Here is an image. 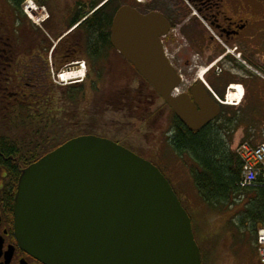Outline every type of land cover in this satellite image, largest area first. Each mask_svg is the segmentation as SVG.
Listing matches in <instances>:
<instances>
[{"label": "water", "instance_id": "water-1", "mask_svg": "<svg viewBox=\"0 0 264 264\" xmlns=\"http://www.w3.org/2000/svg\"><path fill=\"white\" fill-rule=\"evenodd\" d=\"M162 20L123 7L112 48L189 132L218 115L202 88L173 97L181 79L161 45ZM18 245L41 264H202L192 223L168 181L116 143L72 139L21 171L13 201Z\"/></svg>", "mask_w": 264, "mask_h": 264}, {"label": "flooded vegetation", "instance_id": "flooded-vegetation-1", "mask_svg": "<svg viewBox=\"0 0 264 264\" xmlns=\"http://www.w3.org/2000/svg\"><path fill=\"white\" fill-rule=\"evenodd\" d=\"M123 7L141 16L154 14L161 18L166 33L161 45L181 79L178 95L191 98L192 89L197 87L209 98H213L211 92L220 99L228 94L237 99L235 95L242 93L235 105H218V115L203 128H229L233 135L241 130L254 144L264 142V135L254 133L257 126L264 129V0H71L64 18L57 24L54 12L50 11L51 16L43 24L46 32L40 33V43L35 49L26 46L22 59L11 43L2 40L0 84L20 83L24 89L6 94L21 96L28 106L35 104L34 98L52 99L56 105L59 94L79 88L82 97L92 94L95 83L92 74L100 69L95 62V46L92 41L86 42V38L95 31L97 35L108 36L109 41L113 18ZM79 17L81 20L75 23ZM88 20L90 25L85 26ZM61 30L64 31L56 38L55 33ZM6 31L9 32L8 25L0 22V32ZM54 37L56 44L52 42ZM104 50L118 55L110 41ZM81 62L86 68L84 79L67 84L56 81L60 74L78 71ZM56 82L57 86L53 85ZM164 108L173 115L167 106ZM11 191V176L0 167V264H41L18 245ZM224 227L222 230L229 234L227 224ZM209 229L210 224L205 222L204 230L209 233ZM216 236L207 239L203 236L200 245L206 257L202 264H210L207 245Z\"/></svg>", "mask_w": 264, "mask_h": 264}, {"label": "rangeland", "instance_id": "rangeland-1", "mask_svg": "<svg viewBox=\"0 0 264 264\" xmlns=\"http://www.w3.org/2000/svg\"><path fill=\"white\" fill-rule=\"evenodd\" d=\"M49 4L45 5L47 14L51 16L50 11L52 10L54 12L53 19L57 21L54 24H57L64 18L67 7L71 5V0H52ZM10 8L7 0H0V22H5L9 28V32H0V40L11 43L18 58L22 59L26 46L31 45L35 49V46L40 43V33L46 32L44 30L45 24L42 30L37 29L21 14L18 15L19 18L15 17L14 11H10ZM63 31L61 30L58 34L55 33V37L57 38ZM55 37L52 38L53 44L57 43ZM96 65L100 69V77L97 78L96 73L92 74V79L95 82L92 94L85 95L75 103H70L67 97H64L63 94L58 95L59 92H57L60 99L54 105V109L57 108V111L64 109L65 112L60 113L61 119L58 120L57 126L52 124V128H59V132L64 136L91 135L115 141L140 158L151 160L147 161L153 166L156 164L161 169L162 174L175 189L178 199L186 203L188 208L190 207V212L194 213V215L190 213L191 216L195 217V213L198 215L200 212L209 216L210 229L209 233H205V237L207 239L212 235H217L214 240H211L212 243L207 245L210 258H212L210 264H260L253 240L248 232L244 231L242 236H239L236 231L232 230L234 228L229 225L236 211H227L224 215L215 212L217 216L210 214L209 209L206 208L195 191L190 173L194 166L192 161L187 156H176L168 147L167 138L173 129L172 114L164 108L161 101L154 99V105L151 107V111L147 113V115L153 114L154 116L145 121L134 120L126 108L120 109L119 99L124 98L128 92L141 88L143 86L142 78L111 50L103 51ZM57 84L56 82L53 85L57 86ZM40 85L42 84H38V86ZM6 88H9V85L7 87L6 84H0L1 90ZM21 90H24L23 87ZM15 97H19L18 100L23 99L19 95ZM9 98L12 99L13 96L11 95ZM35 100L38 99H32L33 102ZM7 102L10 110L14 109L15 104H17L14 100H7ZM26 106L28 110L30 108L27 113L32 114L31 108L34 106L27 104ZM18 110L19 107L16 111ZM3 130L8 132L13 129L3 126ZM12 133L14 135L18 131L14 130ZM254 133L264 135V129L257 126ZM221 135L225 136L231 153H234L235 147L241 141L250 140L246 132L241 130L236 131L234 135L231 132L228 135L225 133ZM225 224L228 226L229 234L221 228ZM204 239L203 236L199 238L201 242Z\"/></svg>", "mask_w": 264, "mask_h": 264}, {"label": "trees", "instance_id": "trees-1", "mask_svg": "<svg viewBox=\"0 0 264 264\" xmlns=\"http://www.w3.org/2000/svg\"><path fill=\"white\" fill-rule=\"evenodd\" d=\"M23 1L7 0L17 18L21 14L20 6ZM81 18H77L75 23L79 22ZM84 25H90V21H85ZM96 25L97 22H94V26ZM90 41L95 46L94 54L97 63L105 51L104 49L109 45L108 36L97 35L94 31L86 38V42ZM1 43H3L2 40H0ZM96 76L100 77V70L96 72ZM6 86L8 87V85ZM21 89L22 84L20 83L10 84L9 88L5 90L0 89V167L11 176L12 205L21 171L76 137L64 136L59 132V128H52V124L57 126L58 120L61 119L60 113L65 112L64 109L55 110V103L52 99L37 100L34 102L35 104L31 105L34 106L31 108L32 114H28L27 111L30 108L28 110L25 100H18L15 96L10 99V96L6 94L12 91L16 93ZM81 92L82 89L79 88L64 92L63 96L67 97L70 103H75L82 98ZM154 99L161 101L158 95L143 81L141 88L130 91L124 98L119 99L120 109L126 108L134 120H149L154 116L153 114L147 115L154 105ZM7 100H14L17 103L14 109L8 108ZM18 107L19 110L16 111ZM3 126H8L13 130L6 132L3 130ZM14 130H17L18 133L13 135L12 131ZM230 132L232 133L229 128L219 130L214 127H205L198 132H189L173 116V129L166 143L176 156H187L192 161L194 166L190 172L191 179L200 200L209 209L208 212L217 216L215 212L224 215L227 211H236L229 225L239 236H242L244 231L248 232L254 245L257 229L264 222V187H239L240 162L236 155L229 150L225 136L221 135L224 133L228 135ZM195 215L194 221L191 220L192 230L200 248L202 262H204L206 256L204 257V251L200 245L202 242L199 238L206 233L204 225L205 222L208 223L209 216L203 212L198 215L195 213Z\"/></svg>", "mask_w": 264, "mask_h": 264}, {"label": "built area", "instance_id": "built-area-1", "mask_svg": "<svg viewBox=\"0 0 264 264\" xmlns=\"http://www.w3.org/2000/svg\"><path fill=\"white\" fill-rule=\"evenodd\" d=\"M45 0H25L22 11L27 18L39 26L47 18L45 8L40 4ZM235 153L241 163L239 186L241 188L264 187V144L253 146L248 142L240 144ZM257 255L264 264V223L257 231Z\"/></svg>", "mask_w": 264, "mask_h": 264}, {"label": "bare ground", "instance_id": "bare-ground-1", "mask_svg": "<svg viewBox=\"0 0 264 264\" xmlns=\"http://www.w3.org/2000/svg\"><path fill=\"white\" fill-rule=\"evenodd\" d=\"M79 75L82 77L81 73ZM71 79H72V77L63 76V80L62 81H70Z\"/></svg>", "mask_w": 264, "mask_h": 264}]
</instances>
